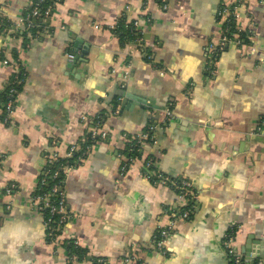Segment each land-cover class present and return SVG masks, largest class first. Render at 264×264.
<instances>
[{
  "label": "crops",
  "instance_id": "0c3cea01",
  "mask_svg": "<svg viewBox=\"0 0 264 264\" xmlns=\"http://www.w3.org/2000/svg\"><path fill=\"white\" fill-rule=\"evenodd\" d=\"M221 1L167 0L161 9L158 0H59L38 35L22 25L0 32V92L15 69L25 78L11 122L0 120V264H80L46 242L29 197L44 154H64L102 113L107 137L92 140L86 160L64 179L63 238L105 264H229L222 240L235 226L237 249L264 261V131L255 132L264 117V2L223 0L236 5V33L247 40L229 41L211 75L205 50L224 33L215 18ZM32 2L0 0V17L16 23ZM122 17L139 19L137 44L122 45L109 28ZM115 95L120 108L111 114ZM152 121L156 142L142 158L153 155L160 172L187 179L198 193L190 218L175 224L166 257L152 250V236L166 223L163 208L182 200L143 177L139 162L120 168L126 137ZM133 245L138 258L124 263Z\"/></svg>",
  "mask_w": 264,
  "mask_h": 264
},
{
  "label": "built area",
  "instance_id": "2783aa9c",
  "mask_svg": "<svg viewBox=\"0 0 264 264\" xmlns=\"http://www.w3.org/2000/svg\"><path fill=\"white\" fill-rule=\"evenodd\" d=\"M43 0H36L33 1L30 8L27 9L21 17L18 18L16 23L11 22L6 18V20L0 17V32H8L18 25H22L26 29H31L33 27H37L34 34L38 35L42 32L45 28L44 22L50 17L51 12L55 3L59 0H52L51 3L47 5H42ZM240 0H234V2L238 3ZM259 2H264V0H258ZM221 7L217 9L215 18L218 22L222 23L224 26V33L219 39V42L216 45L207 44L206 46V57H207V69L211 75L214 74V64L216 61L217 54L221 52L223 47L229 42L232 41L237 45H241V37H238L236 32H227L226 22L228 23L230 20L235 22V29L236 31H240L241 29L236 26V14L235 8L236 5L231 3H226L222 0ZM158 5L161 9L167 8V0H158ZM149 20V19H147ZM8 22L6 25L4 22ZM38 22H40V26H37ZM139 19H134L132 21V28H136L138 26ZM14 25V26H13ZM116 27V22L109 26L112 30ZM249 34L251 33L250 29L246 30ZM228 33V34H227ZM247 35V34H246ZM243 40V39H242ZM253 51L252 48H250ZM72 53H67V58L69 60L73 59ZM2 62L4 64H10L8 60L3 59ZM17 68V67H16ZM17 69H15L13 75L11 76L10 80L8 81L7 85H9V90L7 92V99L3 103L0 101V111H4V118L3 123L8 122L10 123L12 120V115L15 110L16 106V98L18 94L17 85L23 83L25 81L24 77L19 76L17 73ZM128 72L124 71L121 77V81L119 83V87L125 88V83L127 81ZM2 103V104H1ZM121 103V97L116 99L115 104L112 106L110 113L116 114L119 111ZM2 107V108H1ZM164 113L166 116H170L171 112L168 107L164 108ZM103 116H107L106 113H102L97 115L94 119V124L97 128L91 129L89 135L87 136L89 139H97V138H106L107 132L102 131L101 121L103 120ZM157 125L155 122H150L147 126L140 132L134 135V142L131 143V147H138L137 149H141L145 146H152L156 142L154 131ZM264 131V117H262L257 126L255 127V132L260 133ZM55 143L54 140L51 141V146L54 147ZM90 144H85L84 146L80 145V141L74 142L70 144L64 154H60L56 150H49L44 154L45 164L42 169L39 182L41 184L45 183L47 178L54 179L59 177L61 174L64 177L67 176L73 169L78 167L81 163H83L87 156L90 153ZM131 149V148H130ZM74 153H77L74 159L69 162L68 158L72 157ZM59 159H64V162L59 163L54 171H50L48 168L52 165L55 161ZM139 162L142 168V175L152 184H161L172 188L177 196L182 200V202L175 203L169 207L163 208V216L167 218L166 223H159L156 226V229L152 236V250L161 255L166 257L168 251L166 249V243L175 228V224L178 221H185L188 220L193 212L197 201V191L191 185V183L183 178H175L171 179L168 176L162 175L158 171L150 169L151 159L150 157H127L124 161H121V171L126 170L127 168L131 167L134 163ZM16 191L15 183H9L5 189L4 194L8 197L13 196ZM55 196V202H51L50 197ZM30 204L33 208H35L42 217V225L44 230V238L47 243L55 246V247H62L67 252V259L70 262H78L80 264H88V262L82 260L79 261L78 257L73 252H68V246L77 247L79 243L76 239L73 238H63L62 234L65 230V226L67 223L68 218L70 217V212L67 209L66 199L64 191L61 188L60 182L56 181L51 184L50 190L47 193L30 195L29 197ZM189 203L190 206L188 205ZM11 202L5 203L4 208L10 209ZM235 231L236 227L231 226L228 228L226 233L223 236L222 240V247L225 253L226 258L229 261V264H252L254 261V257L249 254L246 255L245 253L239 251L235 246ZM134 247L132 246V254H128L127 257L123 259L124 263L134 262L138 257L134 254ZM101 262V260H99ZM256 264H264V261L258 260Z\"/></svg>",
  "mask_w": 264,
  "mask_h": 264
},
{
  "label": "trees",
  "instance_id": "16d2710c",
  "mask_svg": "<svg viewBox=\"0 0 264 264\" xmlns=\"http://www.w3.org/2000/svg\"><path fill=\"white\" fill-rule=\"evenodd\" d=\"M33 1H36V0H33ZM51 2H52V0H43L42 1V5H47V4L51 3ZM221 2L219 3L218 8L221 7V5H222ZM2 19L6 20V18H2ZM7 23L8 22H6V21L4 22L5 25ZM226 26H227V32L228 33L236 32L235 22L234 21L230 20L228 23L226 22ZM36 28L37 27H33V28L29 29V30H31V32L34 34ZM111 31H112V33L114 35H117L119 37V40H120L122 45H126V44H129V43H134V44L138 43L139 35L137 33V27L135 29L132 28V21H127L123 17L119 18V19L116 20V27L114 29H112ZM240 36H241V38L245 39L244 42L247 40L246 37H245V34L243 32L240 34ZM219 54H220V52H219ZM219 54H217V57L219 56ZM0 57L2 58L3 55L1 54ZM217 57H216V59H217ZM12 58L15 59V60L17 59L16 53H14V52L12 53ZM144 59L147 60L148 62L152 60L150 54H146ZM17 62H18V59H17ZM22 72H23L22 69L18 68L16 74H18L21 77H24ZM23 83H20L19 85H17L18 92L21 89ZM8 90H9V85H6L4 90L2 92H0V101L2 103L4 101H6V99H7L6 97H7ZM114 97L115 98L112 100V105L115 104L116 99H117L116 95ZM3 118H4V111L2 110V111H0V120L3 121ZM5 124L7 125L9 123L5 122ZM93 124H94V122H93ZM93 124L90 122V123H88V126L93 125ZM87 136L88 135L84 136L85 139L80 140V145L81 146H84L85 144H90L91 145L93 139L91 140ZM134 140H135L134 139V135L126 137V144H125L124 148L121 149V153L126 155L127 157H131V156L132 157H138V158L142 157V155H143L142 148L139 150V149H137L138 147H136V146L135 147H133V146L131 147V143H133ZM76 154L77 153H74V155L72 157H69L68 161L71 162L74 159ZM150 159H151L150 169L158 171L162 175H165V174H163L162 172H160L157 169V167H156V161L157 160L154 158L153 155L150 157ZM62 162H64V159H59L58 161H55L52 165H50L48 168L52 172V171H54L56 169L57 165L59 163H62ZM165 176H167V175H165ZM169 178L175 179V178H181V177H169ZM64 179H65V177L62 174L59 177H56L54 179H51V178L48 177L45 183L41 184L40 182H38V185H37L36 189L32 192L31 195H36V194H42V193L49 192L51 184L53 182H56V181L60 182L61 188L63 190ZM183 179H185V178H183ZM50 199H51V202H55L56 197L55 196H51ZM190 204L191 203H189L188 205L190 206ZM66 248H67L68 252L75 253L77 255L79 261L84 260V261L88 262V264H105L106 263L104 258L91 257L87 251H85L84 249L81 248L80 245L75 247V248L71 247V246H68ZM99 260H101V262ZM257 261H258V258H255L252 264H256Z\"/></svg>",
  "mask_w": 264,
  "mask_h": 264
},
{
  "label": "water",
  "instance_id": "95a60500",
  "mask_svg": "<svg viewBox=\"0 0 264 264\" xmlns=\"http://www.w3.org/2000/svg\"><path fill=\"white\" fill-rule=\"evenodd\" d=\"M47 22V21H46ZM82 53H85V51L83 50ZM73 54V53H72ZM73 56L75 57V54H73ZM128 97V95H127ZM125 103V102H124ZM243 253H245L246 255H249L251 253V251L249 249H246L245 251H243Z\"/></svg>",
  "mask_w": 264,
  "mask_h": 264
}]
</instances>
